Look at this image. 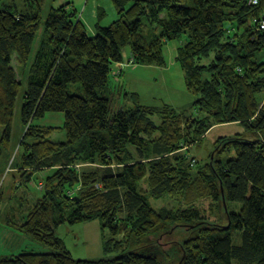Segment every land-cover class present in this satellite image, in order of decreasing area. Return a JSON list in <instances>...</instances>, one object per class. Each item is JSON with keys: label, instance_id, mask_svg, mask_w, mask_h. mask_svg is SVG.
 <instances>
[{"label": "trees", "instance_id": "trees-1", "mask_svg": "<svg viewBox=\"0 0 264 264\" xmlns=\"http://www.w3.org/2000/svg\"><path fill=\"white\" fill-rule=\"evenodd\" d=\"M111 1L120 19L97 27L91 37L69 5L50 7L45 16L40 0H23L22 9L0 7V158L9 152L23 80L17 78L13 62L26 68L37 42L22 97L25 134L16 165L14 160L21 184L44 168L102 166L81 178L71 168L46 176L42 199L20 231L48 251L1 257L0 264H161L158 258L130 252L73 259L52 229L95 220L110 233L106 251L121 233L129 237L134 232L140 240L182 221L194 229L183 246L182 264H264V58L258 60L264 55V31L257 29L261 5L249 6L247 0ZM183 35L186 41L177 47L175 61L195 98V116L168 105L142 106L124 88L117 96L127 105L105 97L113 66L123 63L125 48L134 64L163 67L166 46ZM69 85H76L79 93L69 92ZM47 113L63 114L64 142L49 140L50 131L31 125ZM233 124L260 138L247 140L243 133L218 137L223 142L220 153L232 152L234 158L208 163L206 173L201 167L193 172L186 155L190 147L212 127L223 130ZM205 194L214 203L221 197L239 203L240 210L226 214L222 227L207 223L193 208L158 213L148 200ZM118 214H126L127 221ZM123 243L129 245L127 239ZM114 244L122 246L121 241Z\"/></svg>", "mask_w": 264, "mask_h": 264}, {"label": "rangeland", "instance_id": "rangeland-1", "mask_svg": "<svg viewBox=\"0 0 264 264\" xmlns=\"http://www.w3.org/2000/svg\"><path fill=\"white\" fill-rule=\"evenodd\" d=\"M40 1L42 2L39 3V7L41 8L43 16L46 15L50 7L55 9L59 8L54 7L55 0ZM79 1L81 8H79L77 12L74 10L75 20L80 21L82 16L89 12L93 21H87L89 26L85 25L86 27H90V24L94 23V19L95 23H99L97 24L98 26H96V28L109 27L111 24L120 19V16H118L116 8L111 0H90V6L88 5L87 1ZM6 4L17 6L19 9L23 8V0H0V7ZM247 4L252 6L248 0ZM68 5L69 7H67ZM260 5L263 12L261 13L260 19H264V0H261L256 6ZM63 6H66L68 11H70L71 4H64ZM88 8H90L89 11ZM97 8H99V10L103 9V16L98 20L96 18L93 19L91 13L92 10L94 16V10ZM43 26L44 24L41 25V30L43 29ZM257 26V29L260 30V25L257 24ZM90 29L92 28L90 27L88 30L85 29V31L89 33ZM90 33H92V31H90ZM90 36H92V34H90ZM37 38H39L37 40L39 42L41 37L38 35ZM185 41L186 36L183 35L181 39L173 41L169 45L167 44L168 46H166L164 50V56L168 59L174 48L176 49L177 47H180L185 43ZM36 49L37 42L31 51L28 65L23 70L18 68L16 66L17 64L13 62V67L15 68L17 78L23 80L16 100V106L12 120L10 146L8 149L9 152L6 156L4 151L0 158V258L14 256L24 252L44 253L45 251H48L44 245L39 242L32 241L20 231L21 225L27 219L30 209H33L38 201L42 199L46 176L55 173L61 168H71L75 174L78 175V178H81L84 173H98L102 167L99 163H81L75 164L72 167L58 166L48 169L44 168V170L39 171L38 173L36 172L27 185L21 184V179L17 174L15 165L18 163V155L21 149L19 145H21V141L25 134V128L23 126L21 115L23 104L22 97H24V93L27 90V70L34 60ZM128 55L129 50L128 48H125L123 50V63L121 64L123 67L113 70L112 76L109 77V89L104 94L105 97L111 98L115 104L120 102L122 105H127V101H124L123 97H119L117 94L121 92L122 88L128 92L130 91L129 87H127V84L124 82L126 81L124 76L121 77L122 72L120 71V69L123 70L124 67L126 68L128 66L135 65L134 62H131L130 59H128ZM261 56L264 58V55H260L258 60H262ZM125 70H127V68ZM142 75H145L142 77V79H144L146 82H149L148 74ZM134 85L139 91L138 93H140V99L138 100L140 103L146 102L147 107H157V105L149 104L147 102L148 96L146 93L151 91L150 86H145V84L138 83H135ZM76 87V85H69V92L73 94L79 93ZM194 100L195 98L193 97V101ZM128 103L131 104L132 100L130 99ZM161 103L162 102L159 100V107L164 105ZM184 113L186 115L193 114V116H195V111L191 105L186 107V111ZM63 124V114L47 113L42 119L32 122L31 125L44 131H50L49 140L53 142H64L66 137ZM238 133H243L242 135H244V138L251 141L260 138L258 135L250 133L245 134L243 129L237 124L228 125L223 130L219 129L217 126L212 127L198 144L190 147L189 152L186 154L188 156V160H191L192 162L193 172L197 171L201 167L202 169L200 170H202L203 173H206L205 168H207L206 166L208 163L213 164L216 160L226 162L228 159H233L234 153L232 152L228 154L220 153L223 151L221 146L223 142L219 144L217 140L218 137H222L224 134L225 137H230ZM2 134L3 128L0 127V138ZM81 185L82 181L80 180L76 185L75 190L79 192V190L82 188ZM148 200L150 206L158 213H165L168 212V210L176 211L184 210L185 208H193L200 212L201 216L207 220V223L222 227L226 226L227 224L226 214L230 212H238L241 207L239 203H226L222 197L217 203H214L210 198L206 197V194L204 196L189 198L185 196L183 198L178 196H166L159 200L152 199L148 196ZM118 216L120 217V220H123L124 222L128 219L126 214H118ZM183 225L184 224H182V221L179 223H172L166 228L163 227L156 231H152L151 233L143 236L140 240L136 237L134 232L128 233V235L130 234L129 237L127 236L126 232L121 233L114 240L109 241V251L104 250V245L108 242L110 233L108 230L101 229L98 221L96 220L86 221L75 225L63 224L60 227L52 229V231L54 232L55 237L63 242L65 249L70 253L72 258L76 260H95L107 257L116 258L122 254L130 252L140 256L158 258L161 261V264H182L184 256L183 246L185 241L194 234V229H190L188 224H186V226ZM126 239L129 242L128 246L126 243H123L124 241L126 242ZM117 241L122 242L121 247L116 248L114 242Z\"/></svg>", "mask_w": 264, "mask_h": 264}, {"label": "crops", "instance_id": "crops-1", "mask_svg": "<svg viewBox=\"0 0 264 264\" xmlns=\"http://www.w3.org/2000/svg\"><path fill=\"white\" fill-rule=\"evenodd\" d=\"M84 1L85 2L87 1L89 5L90 0H84ZM79 2H80L79 0L78 1L77 0H55L54 7H60V6H63L64 4L65 5L71 4V9L77 12V10L81 8V5ZM99 8L94 10V16H93V11L91 10L93 19L96 18L98 20L103 16L102 14L103 9L99 10ZM89 10L90 8H88V11ZM80 21H82L81 23L83 24L86 30H88L90 27L92 28L90 29L92 33H90V31L89 33L88 32L86 33L89 37H91L90 34H92L93 36L95 28L97 24L99 23L98 22L95 23V19H94V23L90 24L91 25L90 27L85 26V25L89 26L88 22L93 21L91 19V15L89 12H87L84 16H82ZM176 52H177V48L176 49L174 48L173 52L170 53L168 59L166 57L167 62L165 66L163 67L143 66V65L135 64L133 66L126 67L127 70H125L126 69L125 67L123 68V70L120 69V71L122 72L121 77L124 76L126 80L124 82L127 84V87H129L130 89L128 93H135L137 96V99L139 100L140 93H138L139 91L135 88L134 84L135 83L145 84V86H150L151 88V91L150 92L148 91V93H146V95L148 96L147 102L149 104L157 105V107L155 108H158L159 107L158 104L160 100L162 102L161 103L162 105L164 104V105L171 106L174 109H176L177 112L184 113L186 111V107L187 106L189 107L191 105L193 101V97L187 92L186 87H185L184 73L182 69L180 68V66L175 61ZM128 59H129V56H128ZM119 67H123V66H121V64L120 65L116 64L113 66V69H118ZM142 74H148L149 82H146L144 81V79H142V77L145 76ZM139 104L142 106H146V102H142V103L139 102Z\"/></svg>", "mask_w": 264, "mask_h": 264}, {"label": "built area", "instance_id": "built-area-1", "mask_svg": "<svg viewBox=\"0 0 264 264\" xmlns=\"http://www.w3.org/2000/svg\"><path fill=\"white\" fill-rule=\"evenodd\" d=\"M261 0H248V2L252 5V6H256L259 4ZM257 24L260 25V30L264 31V19H259V21H257Z\"/></svg>", "mask_w": 264, "mask_h": 264}]
</instances>
